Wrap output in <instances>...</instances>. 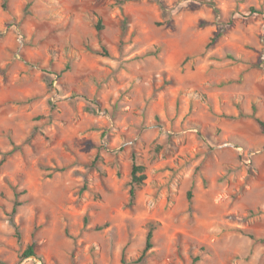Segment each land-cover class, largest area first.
<instances>
[{
    "label": "rangeland",
    "instance_id": "1",
    "mask_svg": "<svg viewBox=\"0 0 264 264\" xmlns=\"http://www.w3.org/2000/svg\"><path fill=\"white\" fill-rule=\"evenodd\" d=\"M257 117L264 0H0V264H264Z\"/></svg>",
    "mask_w": 264,
    "mask_h": 264
},
{
    "label": "trees",
    "instance_id": "2",
    "mask_svg": "<svg viewBox=\"0 0 264 264\" xmlns=\"http://www.w3.org/2000/svg\"><path fill=\"white\" fill-rule=\"evenodd\" d=\"M97 27L99 29H101L103 26L99 22ZM216 39H217V35L211 38L209 44L213 43ZM102 48H103V51H104L103 52L104 55H107L108 54L107 49L104 46ZM256 121H257L260 129L262 130V132H264V120L259 118V117H257ZM16 148L17 147L15 146L13 148V150H15ZM11 152H9V153H11ZM5 157H6V154H4L3 158L0 161V164L5 160ZM145 169H146L145 165L142 162L134 160L133 165H132V169H131V182H130L131 188H130L129 203L131 205H133L135 203L136 192L139 190V188L142 186V184L145 182V180L147 178V175L145 173ZM188 194H189V196H191L192 195L191 191H189ZM19 195H20L19 193L16 194L17 197ZM20 204H21V202L17 200L15 205H14L13 212L16 211L17 206L20 205ZM16 229L18 230L17 227H16ZM154 229H155V225H154V223L151 222L149 224V230H148V233H147V239H146L145 246H144L140 256L138 258H136L135 260H133L134 263L142 262L145 259L148 251L153 247V233H154ZM18 235H20L19 231H18ZM36 255L37 254L35 252V246H34V244H31L24 251V253L22 255V258L26 259V258H29V257H32V256H36ZM122 261H123V264H128V262L124 259V257L122 258Z\"/></svg>",
    "mask_w": 264,
    "mask_h": 264
},
{
    "label": "built area",
    "instance_id": "3",
    "mask_svg": "<svg viewBox=\"0 0 264 264\" xmlns=\"http://www.w3.org/2000/svg\"><path fill=\"white\" fill-rule=\"evenodd\" d=\"M19 41L21 44H23V35L22 34H20Z\"/></svg>",
    "mask_w": 264,
    "mask_h": 264
}]
</instances>
